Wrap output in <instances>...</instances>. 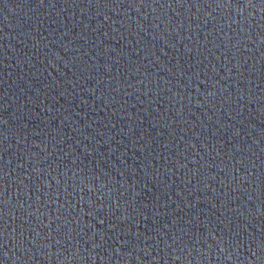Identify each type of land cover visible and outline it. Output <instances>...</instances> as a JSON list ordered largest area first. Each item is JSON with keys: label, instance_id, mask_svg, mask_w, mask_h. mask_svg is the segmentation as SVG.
Masks as SVG:
<instances>
[{"label": "water", "instance_id": "obj_1", "mask_svg": "<svg viewBox=\"0 0 264 264\" xmlns=\"http://www.w3.org/2000/svg\"><path fill=\"white\" fill-rule=\"evenodd\" d=\"M0 264H264V0H0Z\"/></svg>", "mask_w": 264, "mask_h": 264}]
</instances>
